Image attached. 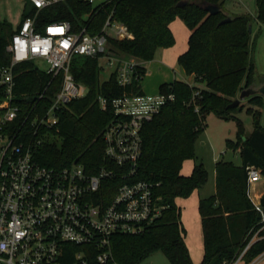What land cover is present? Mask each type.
<instances>
[{
    "label": "trees",
    "instance_id": "trees-1",
    "mask_svg": "<svg viewBox=\"0 0 264 264\" xmlns=\"http://www.w3.org/2000/svg\"><path fill=\"white\" fill-rule=\"evenodd\" d=\"M108 0L93 6L87 0H63L41 10L36 29L45 30L53 21L69 20L72 31L83 27L94 35L104 27L112 14L125 23L133 38L109 40V50L119 56H135L148 61L158 49L170 47L175 37L170 23L180 17L191 30L189 47L178 62L187 75H194L200 87L184 80L163 83L161 92L175 94L161 112L142 128L143 150L134 175L105 181L114 187L124 181L146 180L154 186L155 195L165 205L161 216L143 232L116 234L111 238L112 258L105 264H139L155 251H163L172 264H195L185 240L186 228L177 198L188 197L208 181L209 172L203 162L195 163L190 174L182 173L186 159L194 158L195 142L206 127L210 112L229 118L231 112L242 109L229 104L240 91L255 82V63L251 55L252 15L235 14L225 9L226 0ZM207 4L220 7L217 13L204 8ZM256 18L264 24V0H256ZM30 11L26 10L23 17ZM231 16L229 22L220 23ZM12 25L0 19V63L9 64L11 54L6 50ZM17 72V102L24 113H42L49 105L50 95L60 87L61 77H52L33 60L21 62ZM70 71L76 81L87 87L83 97L75 98L61 111L58 124L40 128L42 143L35 158L43 165L62 168L72 163L83 164L90 173L101 166L115 167L105 156L103 130L114 117L112 101L125 92L142 93L135 81L122 86L115 72L101 79L99 56L75 54ZM146 71L142 70V74ZM48 86V95L38 99L37 93ZM196 91L199 93L196 95ZM99 96L107 99L106 109ZM251 105L264 106L260 94L248 97ZM254 114V129L244 134L239 123L237 140L228 139L239 147L242 165L219 159L216 161V190L199 201L203 229L204 255L199 264H232L240 260L252 263L264 255V193L258 209L250 197L248 168L261 169L264 181V123L263 112L249 106ZM28 128V127H26ZM111 193L108 195V198ZM93 264H100L93 260Z\"/></svg>",
    "mask_w": 264,
    "mask_h": 264
},
{
    "label": "built area",
    "instance_id": "built-area-1",
    "mask_svg": "<svg viewBox=\"0 0 264 264\" xmlns=\"http://www.w3.org/2000/svg\"><path fill=\"white\" fill-rule=\"evenodd\" d=\"M27 1L30 12L6 44L11 62L0 63V264H105L112 258L114 235L143 232L165 208L151 182L128 180L114 187L105 181L136 173L142 128L175 94L125 92L113 99L114 117L103 139L105 156L115 167L101 166L90 173L80 163L62 168L41 164L35 158L42 143L40 128L55 127L60 111L87 92L70 71L73 55L99 56L102 69L115 72L125 87L142 80L146 61L109 50L111 38H133L128 26L112 14L94 35L86 27L72 31L69 20L53 21L40 32L36 20L41 10L63 0ZM87 1L99 6L108 0ZM36 59L47 63L53 78L62 75L61 83L42 113L32 114V109L26 114L17 102L15 67ZM48 91L46 86L38 92V99ZM99 100L106 109L107 99ZM248 178L250 183L262 179L261 169L249 167Z\"/></svg>",
    "mask_w": 264,
    "mask_h": 264
},
{
    "label": "rangeland",
    "instance_id": "rangeland-1",
    "mask_svg": "<svg viewBox=\"0 0 264 264\" xmlns=\"http://www.w3.org/2000/svg\"><path fill=\"white\" fill-rule=\"evenodd\" d=\"M31 4L27 0H0V19L12 25L13 29L17 28L23 18L26 10H29ZM225 9L235 14L252 15V32H251V55L255 63V82L264 83V24L256 18V0H226ZM12 36V35H11ZM9 36V39L11 38ZM34 63L41 69L47 68L44 60L36 59ZM179 79H188L186 73H177ZM109 71H101V79H107ZM238 97V96H237ZM242 109L231 112L232 116L224 118L214 112L206 116V127L202 130L195 142V157L188 158L184 161L182 171L189 173L195 163L203 162L209 171L207 183L188 197L180 199L182 206V219L186 228L187 237L193 240L192 255L197 258L201 256L204 250L201 229V217L198 209L199 193L201 197L213 194L215 190V165L219 159L232 161L236 165H242V157L239 147H232L228 144V139L237 140L239 123L244 128V134L248 135L254 129V114L248 110L253 106L256 110L263 112L262 123H264V106L251 105L248 98L242 101ZM259 184L262 188V179L252 182ZM246 264L242 261H235L232 264ZM117 264V263H109ZM139 264H172L167 255L161 251H155L144 258ZM250 264H264V255L258 257Z\"/></svg>",
    "mask_w": 264,
    "mask_h": 264
},
{
    "label": "crops",
    "instance_id": "crops-1",
    "mask_svg": "<svg viewBox=\"0 0 264 264\" xmlns=\"http://www.w3.org/2000/svg\"><path fill=\"white\" fill-rule=\"evenodd\" d=\"M170 29L175 37V43L170 47L160 48L157 50L155 57L152 60L146 61V73L144 74L140 84L143 92L146 93H156L160 91V86L163 83H171L174 80H184L190 83H195L200 87H203V83H197L195 82L194 75H188V79H179L176 74L182 72V74L185 73V71L182 69L178 62L179 56L185 52L189 47V37L191 34L190 28L187 26V24L184 22V20L180 17H176L171 23H170ZM194 167V166H193ZM193 167L187 172H183V174L188 175L192 172ZM209 172V171H208ZM209 179V177H208ZM215 180H216V171H215ZM263 186L259 184H253L250 183V197L252 201L259 205L260 199L264 193V181L262 178ZM207 183V182H206ZM197 190V189H196ZM195 190V191H196ZM216 190V185H215ZM214 190V192H215ZM195 191L193 193H195ZM213 192V193H214ZM212 195V194H210ZM208 195V196H210ZM204 196V197H208ZM182 197L177 198V203L182 209V206L180 205V199ZM201 194L199 193V199H198V209H199V201L201 199ZM201 217V216H199ZM183 221V219H182ZM184 224V222H183ZM185 226V225H184ZM201 229H202V222H201ZM202 236H203V229H202ZM203 239V237H202ZM186 243L188 245L189 251L191 253L192 259L195 262V264H199L204 255V250L201 256H198L195 258L192 254V246L193 240L187 237V233L185 236Z\"/></svg>",
    "mask_w": 264,
    "mask_h": 264
},
{
    "label": "water",
    "instance_id": "water-1",
    "mask_svg": "<svg viewBox=\"0 0 264 264\" xmlns=\"http://www.w3.org/2000/svg\"><path fill=\"white\" fill-rule=\"evenodd\" d=\"M188 1H181L179 2V5H183L186 4ZM205 9H207L209 12L211 13H217L220 10V7L218 5H214V4H207L204 6ZM232 19L231 16H228L227 18L223 19L220 23H225V22H229ZM249 31H252V24H249ZM256 94H260L264 97V83H260V82H254L251 85L243 88L238 97H236L230 104L229 107H236L238 106L244 99L252 96V95H256Z\"/></svg>",
    "mask_w": 264,
    "mask_h": 264
}]
</instances>
